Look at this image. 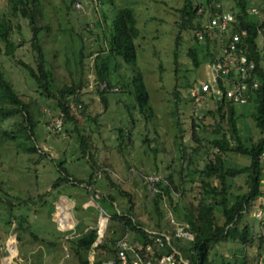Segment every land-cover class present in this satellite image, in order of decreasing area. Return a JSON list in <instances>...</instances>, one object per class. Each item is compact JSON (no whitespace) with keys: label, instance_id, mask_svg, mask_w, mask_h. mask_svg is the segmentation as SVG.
Returning a JSON list of instances; mask_svg holds the SVG:
<instances>
[{"label":"rangeland","instance_id":"obj_1","mask_svg":"<svg viewBox=\"0 0 264 264\" xmlns=\"http://www.w3.org/2000/svg\"><path fill=\"white\" fill-rule=\"evenodd\" d=\"M117 1L122 7H132L137 17L140 29V35L135 39L137 61L157 116L156 132L152 125L146 128L142 113L128 94L132 86L126 88L121 84L133 75L124 62L120 61L112 70V84L114 91H118L107 96V107L99 94L106 82L100 85L93 63L100 51L106 54L111 40L102 15L96 12L99 2L39 0L44 23L50 27L41 40L50 62L47 68L53 70L55 77L51 89L57 94L64 86L83 85L80 92L83 108L79 109L72 101L74 117L66 123L58 99L43 95L23 67L5 54L0 42V72L28 105V111L37 123L35 135L28 139L23 130L25 112L0 114V264H82L87 257L92 264L95 253L76 255L69 239H77L88 228H100L101 232L104 230V236L110 211L117 206L116 202H128L126 198L118 197L126 191L132 195L137 221L150 232L157 233L154 203L167 212L162 234H169L168 231L184 225L172 205L192 188L197 176L195 168L205 167L207 153L216 152L212 144L215 135L203 133L199 143L193 138V117H204L203 110L214 109L216 104L211 99H194L192 84L210 81L215 72L209 59L197 67L189 56V49L196 45L202 59L208 55V50L206 42L196 44L182 26L180 10L185 0ZM197 1L204 6L203 0ZM223 5L230 11V1L223 0ZM12 11L10 0H0V16L11 21V39L23 44L16 51L17 59L30 61V29L25 19ZM252 12V18H256V12ZM210 48L212 51L215 47ZM0 104L16 107L10 101H0ZM206 121L216 122L209 116ZM237 125L245 142L249 137L260 136L249 109L240 112ZM121 128L125 131L123 137L119 132ZM78 134L88 139L89 151L99 161L95 196L90 192L94 187L88 186L91 168L88 158L83 156ZM180 135L185 154L178 143ZM32 144L38 151L26 149ZM225 160L229 167L242 168L250 164L249 157L234 152L227 153ZM60 163L69 172V178L60 170ZM104 167L119 181L112 193L104 191L107 186L101 172ZM140 174H144V180ZM169 175L177 187L172 188L170 196L159 198L148 180ZM236 182L244 188L246 176H238ZM262 189L264 191V184ZM234 191L236 194L242 192ZM102 197V202L108 200L110 203L101 206L98 200L95 201ZM262 203L264 199L256 205ZM261 210L257 208L247 216L257 235L255 248L258 247V236L264 233V210ZM22 221L23 228L20 227ZM124 236L133 245L143 244L141 236L133 232ZM154 247L162 254L167 252L166 246L160 245L157 239ZM234 251L242 255L244 249L224 242L211 251L210 258L216 259L215 264H221L228 261Z\"/></svg>","mask_w":264,"mask_h":264},{"label":"trees","instance_id":"obj_2","mask_svg":"<svg viewBox=\"0 0 264 264\" xmlns=\"http://www.w3.org/2000/svg\"><path fill=\"white\" fill-rule=\"evenodd\" d=\"M13 13L19 15L27 22L30 29V61L17 59L16 51L23 44L15 43L11 35L10 19L0 16V42L4 45L5 54L12 57L17 64L21 65L27 72L30 79L38 86L43 95L56 97L59 106L64 115V123L73 120L71 110L72 101L76 106L83 108L82 94L80 93L83 85L73 84L64 86L55 94L51 89L54 86V73L52 69L47 68V50L42 44V34L47 32L50 27L43 20V10L39 0H10ZM76 0H72V3ZM99 2L96 12L102 15V20L110 33V47L106 49V54L100 51L95 57L94 63L97 80L102 85L100 96L107 107L109 95L117 94L112 84V70L122 61L131 68L132 78L121 83L126 88L132 89L128 92L133 97L135 105L139 108L145 120V126L149 129L150 125L156 132L157 116L151 103L150 95L144 82L143 73L139 69L137 61V52L135 39L140 35V29L137 26V17L132 7H122L117 0H93ZM225 1V0H224ZM231 2L230 12L234 15V21L231 23L228 32L224 34L220 41L218 38L206 41L208 55L204 59L200 57L199 46L196 45L189 49V56L197 67L207 61H214L215 55L219 52V45L227 46L234 33L241 35L238 42V54L245 55L248 62L254 63V68L250 70L251 74L247 81L249 89L247 91L248 100L245 103L235 102L224 96L222 99H216L214 95H209L206 99H211L216 104L214 109H204V117H193L192 133L193 138L199 143L202 140L201 134L211 133L215 135L212 141L215 153L208 152L207 163L201 170L195 168L192 188L187 191L179 200L172 205V209L178 214L180 220L184 222L185 229L193 235V240H185L177 236L176 231H168L169 234H162L164 230V221H166L167 212L164 207L154 203L155 228L157 233L150 232L144 225L137 221L135 217V205L132 201L130 192H125L119 198H126V204L116 202L117 206L110 211L109 224L101 242L95 249L94 264H102L108 258H114L118 252V243L127 232H133L140 235L143 244H153L157 237H162L167 252L173 249L180 251L181 256L189 260V264H215L216 259L210 258L211 251L221 243L235 244L237 248H243L242 255H237L234 251L232 257L221 264H264V233L258 236V247H253L254 241L257 240L255 229L251 227L247 216L253 213L257 208L264 210V204L257 206V201L264 199L262 189V179L264 178V0H228ZM204 5H209L212 12L227 11L220 0L221 7L217 8L212 0H203ZM201 3L197 0H185L184 6L180 10L182 16V26L191 34L193 41L200 43L197 38V31L203 29V14H198ZM255 8L256 18H252V8ZM71 7H68V9ZM253 13V12H252ZM102 24V23H101ZM100 24V25H101ZM99 25V24H98ZM245 31V34L242 32ZM214 45L211 51L210 46ZM1 51V49H0ZM210 52V53H209ZM50 63V62H49ZM113 63V65H112ZM249 67V65H247ZM257 81L258 86L253 88V82ZM199 81H195L192 87L198 88ZM99 87V83H97ZM111 90V91H110ZM129 90V89H128ZM226 92V88H223ZM0 101H10L16 104V107L2 106L0 104V114L2 116L10 115L13 112L20 111L24 113L23 130L28 139L35 135L36 122L30 112L28 105L22 102V99L10 81L6 80L3 72H0ZM251 110V118L256 130L260 136L254 139L249 137L245 142L240 135L237 125V118L241 112ZM207 116L216 120L214 123L206 121ZM122 137L124 128L119 129ZM181 134H183L181 132ZM80 148L83 156L88 158L91 168V175L88 180V186H93L94 190L90 191L93 196L97 194V164L99 161L89 151L88 139L78 134ZM15 138V136H12ZM148 138V134H146ZM179 146L185 154V146L182 143V135L179 136ZM27 147V146H26ZM155 148V147H154ZM26 149L38 151L35 144L28 146ZM156 149V148H155ZM234 152L250 158V164L246 167H229L226 166L225 155ZM182 154V155H183ZM213 155V157H211ZM60 170L70 177L69 172L63 163L59 164ZM61 171V172H62ZM107 181L105 188L106 193H112L119 186V181L114 179L112 171L108 168H102ZM246 176L245 187L236 182L238 176ZM144 180V174H140ZM183 178V176H182ZM185 178V177H184ZM185 180H182V184ZM156 196H170L172 188H176L172 176L163 177L153 184ZM242 192L235 193L234 190ZM116 196V199L118 198ZM118 198V199H119ZM101 206L110 203L108 200L103 201V197L95 199ZM119 206V207H118ZM23 228V221L20 224ZM165 235V236H164ZM170 236V241L166 236ZM99 238L96 228H88L86 232L77 239H69L72 242L71 249L78 255L82 256L84 252L90 253ZM240 243V245H238ZM189 245L186 247L185 245ZM155 248V247H154ZM162 253L155 250L153 257H158ZM180 257V256H179ZM262 258V263L259 260ZM252 260V261H251ZM82 264H91L89 257L82 260Z\"/></svg>","mask_w":264,"mask_h":264},{"label":"built area","instance_id":"obj_3","mask_svg":"<svg viewBox=\"0 0 264 264\" xmlns=\"http://www.w3.org/2000/svg\"><path fill=\"white\" fill-rule=\"evenodd\" d=\"M217 8L221 7L220 0H212ZM205 6V5H204ZM200 6L198 14H203L202 27L197 31L196 35L198 41L205 43L208 38H218L220 41L223 39L224 34L228 32L231 23L234 21V15L230 11H216L212 12L209 5ZM255 11V9H253ZM245 34V31L242 32ZM221 36V38H219ZM241 35L234 33L232 39L227 46L219 45V52L215 55L214 61L211 62L214 77L210 81H199L198 88L193 89L192 95L197 101L202 98L206 101L209 95H214L216 99H222L226 96L235 102L245 103L248 100L247 91L249 83L247 81L250 76V70L254 68L253 62H248L245 55L238 54V42ZM249 65V67H247ZM105 85H102V88ZM258 86V82H253V88ZM226 88V92L223 91ZM199 98V100H198ZM264 160V152L262 155ZM101 173V172H100ZM158 177L149 178V182L154 184L159 181ZM264 184V178L261 181ZM96 201V200H95ZM99 210H101L99 208ZM262 211V210H261ZM263 212V211H262ZM97 231L101 234L100 228ZM177 236L185 240H193V235L185 229V226H178L176 228ZM98 233V234H99ZM165 236V235H164ZM170 241V236H166ZM160 245L164 246L162 237L156 238ZM240 245V243H238ZM155 248L153 244H132L128 237L124 236L118 243V252L116 257L108 258L102 264H189L181 256L180 252L173 249L172 252L163 253L158 257H153ZM180 256V257H179ZM262 263V258L259 260ZM94 264V262L92 263Z\"/></svg>","mask_w":264,"mask_h":264},{"label":"water","instance_id":"obj_4","mask_svg":"<svg viewBox=\"0 0 264 264\" xmlns=\"http://www.w3.org/2000/svg\"><path fill=\"white\" fill-rule=\"evenodd\" d=\"M107 220H108V216H107ZM106 224H107V221H106ZM105 228H106V226H105ZM105 228H104V229H105ZM103 232H104V230L102 231L101 234L98 232V233H99V238H98L96 244L94 245V247H93L92 250H91V253H93V255H94V253H95V249H96L97 245L101 242V240H102V238H103Z\"/></svg>","mask_w":264,"mask_h":264}]
</instances>
